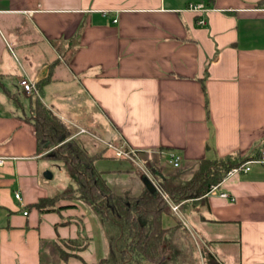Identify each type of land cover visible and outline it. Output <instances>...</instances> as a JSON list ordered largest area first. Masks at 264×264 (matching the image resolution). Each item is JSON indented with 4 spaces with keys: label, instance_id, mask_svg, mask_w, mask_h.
Returning a JSON list of instances; mask_svg holds the SVG:
<instances>
[{
    "label": "crops",
    "instance_id": "0c3cea01",
    "mask_svg": "<svg viewBox=\"0 0 264 264\" xmlns=\"http://www.w3.org/2000/svg\"><path fill=\"white\" fill-rule=\"evenodd\" d=\"M0 73V264H100L111 250L82 201L35 207L57 195L38 151L35 98L77 129L83 149L80 130L134 151L126 166L99 167L111 149L95 162L118 195H142L146 177L155 183L143 164L162 168L171 153L190 171L264 148V0H0ZM24 77L39 96L24 92ZM219 191L230 198L207 197L204 217L187 212L189 229L221 264H264V164ZM176 223L164 216L165 228Z\"/></svg>",
    "mask_w": 264,
    "mask_h": 264
},
{
    "label": "trees",
    "instance_id": "16d2710c",
    "mask_svg": "<svg viewBox=\"0 0 264 264\" xmlns=\"http://www.w3.org/2000/svg\"><path fill=\"white\" fill-rule=\"evenodd\" d=\"M1 77L0 73V88H3ZM31 119L36 127L39 153L49 151L46 157L62 163L75 183L62 193L39 201L35 207L41 213L63 201H82L89 206L101 221L111 245L109 257L100 264H187L182 254L187 248L189 255L194 252L190 230L180 220L171 228L164 227L163 219L171 213V206L159 190L147 189L137 197L116 194L95 165L104 157V150L89 154L73 138V129L39 98L32 101ZM251 158L255 157L237 152L223 158L204 159L194 170L177 168L168 174L157 163L154 166L148 161L147 167L171 203L179 204L183 212L204 217L203 212L210 209L207 194L211 187L222 183L230 170ZM203 252L204 264H221L207 248Z\"/></svg>",
    "mask_w": 264,
    "mask_h": 264
},
{
    "label": "rangeland",
    "instance_id": "374dc122",
    "mask_svg": "<svg viewBox=\"0 0 264 264\" xmlns=\"http://www.w3.org/2000/svg\"><path fill=\"white\" fill-rule=\"evenodd\" d=\"M36 96L37 95H35V97ZM35 99L33 101H35ZM72 129H73L74 135L77 134V132H78L77 129H74V128H72ZM79 134H83V135L80 137V139H78V141H80L81 143H83V145H85V147L87 149H89V150H86L89 154L94 155V154H96L98 152H101L102 149L104 148L105 149L104 150L105 152L110 151V150H107V149H111L113 152L111 151L110 154L114 155L115 150L112 149V148H110L109 147L110 145H108V146H107V144L106 145H103L104 144V141L103 140H100L96 135H95V137H92L85 130H80V133ZM92 141H95L96 144H99V147H100L101 150H92V149H90L89 147L92 146V143H93ZM116 148H118V147H116ZM123 148L124 147H120L119 149H123ZM52 150H53V148L50 149V151H52ZM47 153H49V151H46L45 154H47ZM104 159H105L104 162L99 163V167H101V168H105V167L106 168L107 167L108 168H112V167L117 168V167H121V166L128 165L127 159L118 158V157H112V158L111 157L110 158L109 157H105ZM135 161H138V160H135ZM45 162H47V166H48V170L46 171L45 176L47 174L48 175H53V177H51L49 179V182L53 186L52 187L53 188L52 191H54L53 192L54 194H60L63 191H65L66 189H68L69 187L75 186V183L73 182V180H72V178H71V176H70L67 168L62 163H59V162H56V161H53V160H46ZM150 162H153L152 164L154 166H156L155 161L150 160ZM158 166L161 167L160 166V163H158ZM148 169L149 168L147 167V164H143V171L146 170L145 171V174L149 171ZM161 169L162 170L164 169L166 171V174H168L169 172H171V171H173L174 169H177V168H173L170 165H165V166L163 165ZM141 171H139V172L142 174L143 171L142 172ZM148 173H150V171ZM150 175H151V173H150ZM145 176H147V175H145ZM151 178H153L152 175H151ZM110 180H111V183L113 185H115L114 183L118 181V176L117 177H110ZM115 191L117 193H119V195H122L120 192H118L119 190H115ZM73 202H77V201H73ZM171 214H175V213H173L172 209H171ZM186 214H187L186 212H183V211L180 210V215H178V216L176 215V221L180 220V221H185L187 223ZM188 223L190 224V221H188ZM189 230H190V233H191V236H192L191 238H192L194 252L191 255H189L190 249H188V248L185 249L186 252H184L182 254V259L186 260L187 264H197V262H200V264H204V252H203V250L205 248H207V247L198 238V236L196 234H194V232L191 229H189ZM180 241H182V240H180ZM109 253H110V250H109Z\"/></svg>",
    "mask_w": 264,
    "mask_h": 264
},
{
    "label": "built area",
    "instance_id": "2783aa9c",
    "mask_svg": "<svg viewBox=\"0 0 264 264\" xmlns=\"http://www.w3.org/2000/svg\"><path fill=\"white\" fill-rule=\"evenodd\" d=\"M189 9L192 11L198 12V13H204L207 11L206 7L202 4H199V5H192L191 4L189 6ZM200 23L205 24L206 22L204 20H202ZM20 85L27 95L39 96V91H38L36 83L31 81L29 78H27V77L22 78L20 80ZM109 147L115 150V155L118 158L131 159L132 155L134 154V151L119 149V148H116L112 145H110ZM3 162H4L3 158H0V165H2ZM180 163H181V157L178 154H176V153L169 154L168 164L170 166H172L173 168H179ZM255 164H264V148L260 151L259 156L255 157V158H251L250 160L246 161L243 165L230 170L223 181H225L227 178H230L231 176H233L235 174H242V173L250 172L252 169V166ZM223 181H222V183H223ZM222 183H220L219 185H216V186H212L210 191L207 194V197L212 196V195H218L222 198H227V199L230 198V196L227 193L219 191V188H220ZM154 184H155L157 190H159L161 192L163 198L170 204L173 213H175V215H177V216L180 215V205L171 203L169 196L166 193L162 192L156 183H154ZM15 198L18 201L22 202V197H21V194L19 192L15 193ZM25 214H27V213H25ZM183 223L189 229L188 223H186L185 221H183Z\"/></svg>",
    "mask_w": 264,
    "mask_h": 264
},
{
    "label": "water",
    "instance_id": "95a60500",
    "mask_svg": "<svg viewBox=\"0 0 264 264\" xmlns=\"http://www.w3.org/2000/svg\"><path fill=\"white\" fill-rule=\"evenodd\" d=\"M144 182L147 189L150 190L151 192H155L157 190L155 184L148 177L145 178Z\"/></svg>",
    "mask_w": 264,
    "mask_h": 264
}]
</instances>
